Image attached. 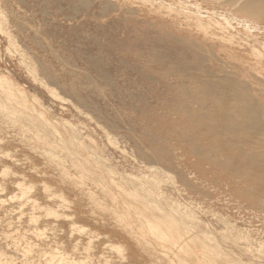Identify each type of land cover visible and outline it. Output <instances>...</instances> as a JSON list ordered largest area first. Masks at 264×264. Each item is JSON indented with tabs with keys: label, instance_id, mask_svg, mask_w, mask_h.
<instances>
[{
	"label": "rangeland",
	"instance_id": "374dc122",
	"mask_svg": "<svg viewBox=\"0 0 264 264\" xmlns=\"http://www.w3.org/2000/svg\"><path fill=\"white\" fill-rule=\"evenodd\" d=\"M150 2L157 11H144ZM159 7L158 0H0V100L9 106L0 107V264H264V221L242 199L224 195L225 206L240 207L217 208L196 191L204 175L194 157L172 147L181 179L170 162H148L116 143L126 138L153 154L140 125H156L129 106L147 101L167 111L125 72L117 43L130 24L156 29L183 15L172 4ZM9 78L29 98L6 95ZM195 191L206 208L190 201Z\"/></svg>",
	"mask_w": 264,
	"mask_h": 264
},
{
	"label": "bare ground",
	"instance_id": "6f19581e",
	"mask_svg": "<svg viewBox=\"0 0 264 264\" xmlns=\"http://www.w3.org/2000/svg\"><path fill=\"white\" fill-rule=\"evenodd\" d=\"M158 3L160 7L172 4L183 15L177 20L152 25L156 29L147 22L130 24L125 38L117 39V43L125 72L137 75V81L147 85L148 94L167 111L160 115L158 108L147 101L143 106L142 102L138 104L140 107L129 106L131 111L156 125L152 131L140 125L145 131L144 143L153 154L143 156L126 138L116 143L148 162L160 164V159L170 162L169 170L182 179L183 175L171 163L172 147L181 149L186 159L195 158L194 170L204 175L196 191L211 196L217 208L240 207L234 203L225 206L221 200L224 195L231 202L242 199L248 205L246 208L254 209L257 218L264 221V0H158ZM151 5L152 2L144 11H157ZM121 6L119 3L114 10ZM125 54L134 60L126 61L122 57ZM9 79L8 86H1V90L10 97L25 100L27 93ZM157 84L160 86L154 87ZM127 93L146 100L138 91ZM1 100L0 107L9 109ZM31 117L29 120L33 122ZM47 139L50 142V137ZM49 155L55 156L52 152ZM207 178L215 180L216 192L210 189ZM19 187L23 189L22 185ZM28 188L21 193L25 190L28 193ZM196 191L190 201L206 208L205 201L195 199L203 197L195 194Z\"/></svg>",
	"mask_w": 264,
	"mask_h": 264
}]
</instances>
